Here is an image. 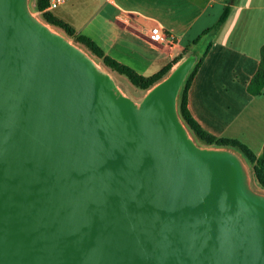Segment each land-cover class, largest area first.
<instances>
[{
  "label": "water",
  "instance_id": "obj_1",
  "mask_svg": "<svg viewBox=\"0 0 264 264\" xmlns=\"http://www.w3.org/2000/svg\"><path fill=\"white\" fill-rule=\"evenodd\" d=\"M187 52L137 93L32 0H0V264H264V189L179 111Z\"/></svg>",
  "mask_w": 264,
  "mask_h": 264
},
{
  "label": "crops",
  "instance_id": "obj_2",
  "mask_svg": "<svg viewBox=\"0 0 264 264\" xmlns=\"http://www.w3.org/2000/svg\"><path fill=\"white\" fill-rule=\"evenodd\" d=\"M99 0H97L98 3ZM229 0H101L98 34L89 33L107 55L137 73L151 76L220 17ZM160 23L182 47L169 56L148 38ZM211 50L189 89V109L216 137L235 138L256 154L264 146V93L248 85L264 45V0H235L226 22L209 35Z\"/></svg>",
  "mask_w": 264,
  "mask_h": 264
},
{
  "label": "trees",
  "instance_id": "obj_3",
  "mask_svg": "<svg viewBox=\"0 0 264 264\" xmlns=\"http://www.w3.org/2000/svg\"><path fill=\"white\" fill-rule=\"evenodd\" d=\"M234 1L235 0H229L218 20L211 27L205 29L202 34L195 38L190 44H188L185 47V50L174 60V62H176L187 52L197 53L199 56L198 62L196 63L195 67L193 68L184 83L179 101V111L184 121L195 134L198 141H200L202 144L227 145L239 149L250 163L256 183L258 184V186L264 189V146L261 153L258 155L245 143L238 139L216 137L215 135L205 130L202 125L194 118L189 109L188 103L189 89L192 84V81L195 75L197 74L201 64L203 63L205 57L211 50L212 44L209 40V35L217 32L219 28L226 22L231 11V4ZM32 6L34 10L40 13V16L46 22L62 29L72 40L84 45L93 55L99 58L111 71L127 79V81L136 89L137 92L145 91L146 89L151 87L169 70V68L174 63L173 62L169 64L168 66L164 67L162 70L151 76L141 75L128 65H125L107 55L105 51L91 37L77 32L72 25L53 16L52 12L45 11L48 6V0H32ZM204 40H206L205 49L199 51L197 49V46ZM248 91L252 96H257L264 93V45L261 47L260 50L259 67L248 85Z\"/></svg>",
  "mask_w": 264,
  "mask_h": 264
},
{
  "label": "rangeland",
  "instance_id": "obj_4",
  "mask_svg": "<svg viewBox=\"0 0 264 264\" xmlns=\"http://www.w3.org/2000/svg\"><path fill=\"white\" fill-rule=\"evenodd\" d=\"M100 4L101 0H99L98 3L97 0H70L60 7L54 9L52 14L56 18H59L62 21L72 25L79 33L85 35L89 33L98 34L100 31V16L98 15L97 9ZM205 46L206 40L202 41L197 46V49L202 51L205 49ZM125 80L127 81V79ZM128 84L136 91V89L129 82Z\"/></svg>",
  "mask_w": 264,
  "mask_h": 264
},
{
  "label": "built area",
  "instance_id": "obj_5",
  "mask_svg": "<svg viewBox=\"0 0 264 264\" xmlns=\"http://www.w3.org/2000/svg\"><path fill=\"white\" fill-rule=\"evenodd\" d=\"M68 1L70 0H48V6L45 11L52 12ZM148 38L156 45L163 47L169 56H173V51L182 47L180 40L176 36L169 34L160 23H156L149 29Z\"/></svg>",
  "mask_w": 264,
  "mask_h": 264
}]
</instances>
